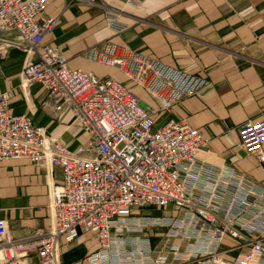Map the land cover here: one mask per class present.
Returning a JSON list of instances; mask_svg holds the SVG:
<instances>
[{"label": "built area", "instance_id": "obj_1", "mask_svg": "<svg viewBox=\"0 0 264 264\" xmlns=\"http://www.w3.org/2000/svg\"><path fill=\"white\" fill-rule=\"evenodd\" d=\"M47 5L48 0H0V73L12 50L23 53L24 95L41 85L52 117L70 113L89 141L77 151L67 149L32 123L34 111L14 115L10 92L0 94V163L58 168L63 178L50 190L49 228L15 239L0 220V264H62L61 248L89 236L98 252L88 264H165L167 258L147 261L151 251L143 247L133 254L121 249L124 234L150 231L186 243L185 249L172 246L179 264H264V188L233 169L201 161L203 135L187 121L170 119L156 128L161 116L201 95L209 81L111 40L84 52L86 60L117 69L145 91L155 107L143 106L122 82L69 67L61 50L47 42L59 23L46 14ZM108 28L121 34L127 26L111 15ZM238 132L246 153L264 163V120L247 122ZM145 210L171 215L135 218ZM227 237L236 242L228 249L237 251L230 260L222 258Z\"/></svg>", "mask_w": 264, "mask_h": 264}, {"label": "crops", "instance_id": "obj_2", "mask_svg": "<svg viewBox=\"0 0 264 264\" xmlns=\"http://www.w3.org/2000/svg\"><path fill=\"white\" fill-rule=\"evenodd\" d=\"M92 1L48 0L46 14L58 18L59 23L47 42L61 50L69 67L118 80L133 89L143 106L151 107L155 103L145 91L135 88L117 69L86 60L84 52L111 40L207 79L210 85L201 95L175 105L171 115L157 121L156 128L170 119L187 121L203 135L205 145L198 154L201 161L223 171L233 169L264 188V163L246 153L238 132L247 122L264 120V0H147L138 5L126 0ZM111 15L127 26L126 31L116 34L109 30ZM24 59L23 53L12 50L2 62L0 94L10 92L11 112L21 116L32 110V123L45 128L67 149L85 147L89 137L70 113L52 117L48 93L41 85H34L24 95L19 87ZM62 180L58 168H42L24 160L0 163V220L8 222L15 239L50 227V190ZM149 213L171 215L170 211L145 210L135 218ZM121 239L126 254L143 247L151 251L147 261L167 258L165 264H179L173 261V245L186 246L162 231L127 233ZM235 244L227 237L222 250L228 251ZM96 252L97 242L89 236L63 246L61 262L88 264L86 259ZM236 254L235 250L228 251L222 258L230 260Z\"/></svg>", "mask_w": 264, "mask_h": 264}, {"label": "rangeland", "instance_id": "obj_3", "mask_svg": "<svg viewBox=\"0 0 264 264\" xmlns=\"http://www.w3.org/2000/svg\"><path fill=\"white\" fill-rule=\"evenodd\" d=\"M23 69V68H22ZM138 95H141V91L140 90H136L135 91ZM135 94V93H134ZM136 95V94H135ZM165 116H167V114L166 115H163V116H161V119H163V117H165ZM148 215H152V214H148Z\"/></svg>", "mask_w": 264, "mask_h": 264}]
</instances>
